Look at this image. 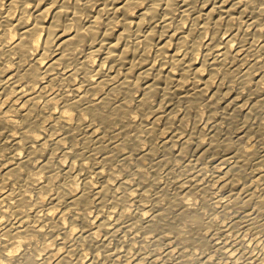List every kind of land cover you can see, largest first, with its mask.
Here are the masks:
<instances>
[{
  "label": "bare ground",
  "instance_id": "6f19581e",
  "mask_svg": "<svg viewBox=\"0 0 264 264\" xmlns=\"http://www.w3.org/2000/svg\"><path fill=\"white\" fill-rule=\"evenodd\" d=\"M179 2L0 0V264H264V53Z\"/></svg>",
  "mask_w": 264,
  "mask_h": 264
},
{
  "label": "rangeland",
  "instance_id": "374dc122",
  "mask_svg": "<svg viewBox=\"0 0 264 264\" xmlns=\"http://www.w3.org/2000/svg\"><path fill=\"white\" fill-rule=\"evenodd\" d=\"M216 3V0H193V3L191 4V8L184 10L180 6L179 3H175L171 7V21L170 25L166 27L169 30H172L176 28L177 26H184L186 29L189 28L191 25H193V31L194 34L193 36L197 39V41H200L199 43L204 44L205 41L213 39L215 42H220L225 35L230 33L233 30H238L241 29L245 31L246 35L249 38V45L245 46L244 51L247 49L249 50V47L252 49L251 50V58H261V54L264 53V32H258L255 33V25L251 24L248 20V16L242 14L241 11H234L231 16H223L220 19L219 18V12L216 10L215 12V18L214 20H211V22L207 24L206 28L201 29V26L204 24L205 20L203 17L200 16L201 12L203 11V8H209L213 7ZM254 6V5H253ZM136 9V8H135ZM139 10V7L135 10L137 13ZM198 18L199 21L195 22L194 18ZM158 17H154L153 20H157ZM189 38L191 35L188 36ZM192 38V37H191ZM152 47L150 50V55L154 56L156 53V42L158 41V31L154 30L153 31V37H152ZM196 56H198V53H195ZM249 59H247L246 62H249ZM63 64L59 65L58 67H61ZM59 69V68H58ZM68 69H73L72 66L68 67ZM228 79H231L230 83L232 84V88L234 90L239 89V87L243 86L240 85V79L238 77H230ZM228 83H223L224 87H227ZM107 87L106 86H100L99 87V94L104 93L106 91ZM245 91V90H242ZM138 95L137 91H133V93L130 95L129 100L127 103L133 104L134 102V96ZM114 96L116 99H120L121 94L116 91L114 93ZM151 102L149 103L150 107L152 109H155V106L157 104L156 100H150ZM119 137L121 136L120 134L118 135ZM140 145L141 146H147V142L145 139L140 140ZM162 155V152L160 150H155L152 151L151 153V158L152 159H157ZM163 170V169H162ZM193 249L195 251L201 250L198 248L195 244H192ZM188 264H195L194 261L190 262Z\"/></svg>",
  "mask_w": 264,
  "mask_h": 264
}]
</instances>
